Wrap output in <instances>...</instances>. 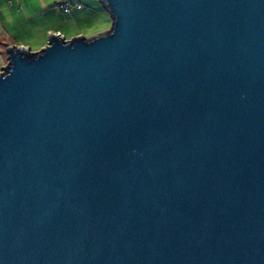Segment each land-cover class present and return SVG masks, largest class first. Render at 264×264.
Returning a JSON list of instances; mask_svg holds the SVG:
<instances>
[{
	"label": "water",
	"instance_id": "water-1",
	"mask_svg": "<svg viewBox=\"0 0 264 264\" xmlns=\"http://www.w3.org/2000/svg\"><path fill=\"white\" fill-rule=\"evenodd\" d=\"M97 1L6 48L0 264H264V0Z\"/></svg>",
	"mask_w": 264,
	"mask_h": 264
},
{
	"label": "crops",
	"instance_id": "crops-1",
	"mask_svg": "<svg viewBox=\"0 0 264 264\" xmlns=\"http://www.w3.org/2000/svg\"><path fill=\"white\" fill-rule=\"evenodd\" d=\"M59 1L0 0V70L7 64V46L16 45L27 47L32 52L40 51L48 44L49 32L65 39L80 36V23L93 17L91 14L101 16L103 11L106 12L97 0L92 1L98 6L92 2L83 4V0H74L69 15L58 5Z\"/></svg>",
	"mask_w": 264,
	"mask_h": 264
},
{
	"label": "rangeland",
	"instance_id": "rangeland-1",
	"mask_svg": "<svg viewBox=\"0 0 264 264\" xmlns=\"http://www.w3.org/2000/svg\"><path fill=\"white\" fill-rule=\"evenodd\" d=\"M86 4L89 2L94 3L95 5L98 6V3H96L95 1L92 0H83ZM85 6V5H84ZM104 15V17H103ZM90 19H88V21H84L82 23L79 24L78 30L80 32V35L86 38H90L92 36H95L99 33H102L104 30H108L111 27V19L109 18L110 16H108V14H106V12H102L101 16L99 15H95V14H91Z\"/></svg>",
	"mask_w": 264,
	"mask_h": 264
},
{
	"label": "built area",
	"instance_id": "built-area-1",
	"mask_svg": "<svg viewBox=\"0 0 264 264\" xmlns=\"http://www.w3.org/2000/svg\"><path fill=\"white\" fill-rule=\"evenodd\" d=\"M17 2H20V0H16ZM74 3V0H60L58 5L62 8V10L66 14H71V7Z\"/></svg>",
	"mask_w": 264,
	"mask_h": 264
}]
</instances>
